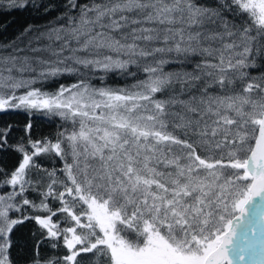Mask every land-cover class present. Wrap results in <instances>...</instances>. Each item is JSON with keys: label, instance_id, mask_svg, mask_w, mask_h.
<instances>
[{"label": "snow or ice", "instance_id": "obj_1", "mask_svg": "<svg viewBox=\"0 0 264 264\" xmlns=\"http://www.w3.org/2000/svg\"><path fill=\"white\" fill-rule=\"evenodd\" d=\"M19 10L54 15L0 44V113L62 124L0 126V264H264V0H0Z\"/></svg>", "mask_w": 264, "mask_h": 264}, {"label": "trees", "instance_id": "obj_2", "mask_svg": "<svg viewBox=\"0 0 264 264\" xmlns=\"http://www.w3.org/2000/svg\"><path fill=\"white\" fill-rule=\"evenodd\" d=\"M47 2V0H45ZM58 2V0H53ZM54 13L45 14L35 10H19V11H0V44H7L13 40H16L21 32L28 26L34 25L36 27H44L49 23L50 17ZM19 42V41H17ZM72 77H61L59 81L49 82L43 85H35L41 87L44 91H54L59 83H71ZM113 86H125L132 83V79L125 80L121 77L110 78L108 81ZM98 83V81H93ZM31 121L32 135L34 137L41 136H55L57 130L60 128L62 122L59 118H49L44 115L28 116L22 111H9L6 113H0V126L11 124L13 126V133L11 141L15 142L24 133V125ZM3 159L6 166L11 168L15 165L17 154L9 151L7 154L0 156ZM39 163L46 168L60 167V162L57 160L55 164L50 159L40 158ZM30 199H37L34 193L29 194ZM35 230L33 222H26L24 225L19 226L18 231L15 233V242L17 245L18 257L22 258L25 255V248L30 247L32 241V232ZM51 249H42V254L47 255L51 252Z\"/></svg>", "mask_w": 264, "mask_h": 264}]
</instances>
